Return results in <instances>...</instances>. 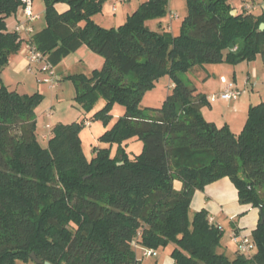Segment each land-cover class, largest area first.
I'll return each instance as SVG.
<instances>
[{"label": "trees", "instance_id": "obj_1", "mask_svg": "<svg viewBox=\"0 0 264 264\" xmlns=\"http://www.w3.org/2000/svg\"><path fill=\"white\" fill-rule=\"evenodd\" d=\"M43 1L46 26L32 42L54 66L84 45L101 55L102 68L68 78L87 106L106 100L96 118L106 123L115 103L126 111L100 137L110 147L92 158L81 143L85 120L52 126L43 146L34 112L42 94L11 89L0 77V264L34 261L33 252L51 264H144L139 248L169 246L175 264H264V223L253 231L252 251L231 257L219 250L223 230L207 211L189 214L195 192L223 177L241 204L264 214V102L250 107L236 134L204 117L207 96L183 78L201 64L258 55L264 62V16L234 15V0H186L175 35L162 24L146 26L167 13L169 0H148L111 28L93 19L104 0ZM23 3L0 0V75L22 46L7 19ZM58 3L69 8L60 13ZM165 75L172 94L159 108H142L145 92ZM132 139L143 143L134 158L125 149Z\"/></svg>", "mask_w": 264, "mask_h": 264}, {"label": "crops", "instance_id": "obj_2", "mask_svg": "<svg viewBox=\"0 0 264 264\" xmlns=\"http://www.w3.org/2000/svg\"><path fill=\"white\" fill-rule=\"evenodd\" d=\"M32 2L33 11L38 15L37 19L30 23L34 28V34L36 31L46 26V21H42L41 17L45 13V2L43 0H32ZM233 4L237 7V11H254L256 16H264V0H234ZM56 8L62 13L65 12L69 6L66 3H58L56 4ZM9 18L12 20L10 23L8 22ZM9 18L7 19V26L10 31H15V26L20 21L25 20L22 9ZM171 19L175 18L171 17ZM166 27L168 30H173L171 23L166 25ZM20 36L22 46L17 53L10 57L11 59L8 64L2 68L0 77L1 82L9 88L16 90L23 89L24 93H28L27 90L29 88L38 87L39 89V85L42 83L37 84L39 82L36 81L40 72L33 73V76L32 72L28 70L29 61L26 58L25 45L29 38V34L24 31ZM258 56L253 61H243L238 64H230L227 62L204 64L205 67H212L211 69L215 77L214 83H212L216 84L213 85L215 91L211 92L210 95L206 94L209 101V109L206 110L202 108V113L208 121L214 122L219 126L218 119L223 117L222 120L223 122L225 121L224 125L227 124L231 131L236 134L243 131V125L246 123L250 107L264 102V62L263 60H260V62ZM72 59L76 60L75 64L84 65L85 74H90L93 69L101 68L105 62L101 55L84 45L77 51L69 54L55 66L57 73L60 74L59 68H62L66 64V61H72ZM63 69L67 71V76L71 75L68 70L69 67ZM210 75L211 74L206 73L202 78H206L207 80ZM222 78H225L229 82H233L235 86L241 88L244 92L246 91V93L242 94L237 100L227 101L218 98L216 101L212 102L210 96L219 93L224 87ZM206 82H208V80ZM233 101H235V103H233ZM227 113L229 115L226 116L225 114ZM233 124H235L237 128L236 131L234 130ZM178 184L180 183H177V185ZM191 208L194 212L206 210L209 214V218H213V223L223 226V233H226L223 235L219 250L231 257L235 255L238 249L236 243L232 240L233 233L252 238L253 231L257 228L261 219L259 208L253 207L250 204L240 203L238 189L229 177H223L206 185L204 189L197 190L193 196ZM143 250V248H139L137 254L138 258L140 260L142 259L144 264H175V260L171 256V246L165 249H159L155 256H143Z\"/></svg>", "mask_w": 264, "mask_h": 264}, {"label": "rangeland", "instance_id": "obj_3", "mask_svg": "<svg viewBox=\"0 0 264 264\" xmlns=\"http://www.w3.org/2000/svg\"><path fill=\"white\" fill-rule=\"evenodd\" d=\"M146 1L148 0H104L102 10L97 14H94L93 19L97 24L105 28L119 27L121 24H124L127 21L129 15H131L136 9L139 8L142 3ZM187 10L188 4L186 0H169L167 3V13L158 18L148 19L146 21V26H149L151 29H159L160 24L166 26L171 23L173 26V30L171 32L175 35H178L181 31L182 21L188 14ZM172 11L178 16V18L171 19L170 15ZM43 16H41L42 21H45V17ZM11 21V18H9L8 22L10 23ZM258 60H262L260 56H258ZM75 61V59H72V61H66V64L62 68H59V76L61 81L58 83V86L56 88L51 89L47 84L43 83L39 85V89L38 87L29 88L27 91L29 94L38 91L43 96L41 97L42 99L37 105L36 110L34 111L36 112L38 120L37 134L39 136L41 144L43 146L48 145V138L50 137V129L47 127L48 125L54 126L58 123L67 124L73 121L85 120L86 124L81 128L80 131L81 143L85 154L89 158H92L95 155L97 148L110 147L109 144L102 142L100 140V137L107 129H110L114 125L119 117L124 115L126 108L120 103H115L111 108L112 110L110 113V117L106 123L103 120L96 118L94 116L95 113H97L105 106L106 100L103 97H100L96 99L91 106H87L77 97L78 86L74 81L68 78L67 71L63 69L65 67H69L68 70L71 74L84 73V65L75 64ZM211 68L212 67H205L204 64L196 65L190 71L183 74V78L190 85L196 87L199 92H203V94L205 95H210L211 92L215 91L213 89V85H216L213 84L215 77ZM205 72L211 74L207 79L208 82H206V78H202L204 74H206ZM36 81L38 82V79H36ZM173 88L174 82L171 77L169 75L162 76L159 80L156 81V85L152 89H149L145 92L141 101V107H161L167 96L172 94ZM18 91L24 93L23 89H19ZM245 93L246 91L243 94ZM233 103H235V101H233ZM208 107L209 105H205L202 108L207 110L209 109ZM225 115L227 116L229 114L227 113ZM222 118L218 119L219 127L223 126L225 123V121L223 122ZM233 127L236 131L237 128L235 127V124H233ZM142 148V141L138 139H132L125 149L129 154V157L134 158L142 151ZM116 150V146L113 145L112 153L115 154ZM177 186L179 187L180 184H178ZM196 212H194L190 207V218H192ZM17 264L37 263H35L34 261L26 263L18 260Z\"/></svg>", "mask_w": 264, "mask_h": 264}, {"label": "built area", "instance_id": "obj_4", "mask_svg": "<svg viewBox=\"0 0 264 264\" xmlns=\"http://www.w3.org/2000/svg\"><path fill=\"white\" fill-rule=\"evenodd\" d=\"M129 1V0H124ZM23 14L25 16V20L20 21L15 26V31L21 34L22 32H27L29 34V38L26 41L25 51H26V58L29 61L28 70L32 73H39L38 82L47 84L50 88H56L58 83L61 81L59 74L57 73L55 66L48 61L47 57L37 48L35 43L32 42V34L34 32L33 26L30 25L31 22L37 19L38 15H36L33 11V2L32 0H23ZM249 8V7H248ZM172 18H177L178 16L171 13ZM42 76V77H41ZM224 83L223 89L219 93L212 94L210 96V100L212 102L216 101L218 98H222L227 101L237 100L239 99L244 90L235 86L233 82H229L225 78H222ZM51 129V125L47 126ZM210 222L213 223V218H209ZM218 228L223 230L221 225H217ZM232 240L236 243L237 248L242 253H249L252 251L253 248V241L251 237L248 236H241L238 233H233ZM157 251L154 249H144L143 256H151L156 255Z\"/></svg>", "mask_w": 264, "mask_h": 264}, {"label": "water", "instance_id": "obj_5", "mask_svg": "<svg viewBox=\"0 0 264 264\" xmlns=\"http://www.w3.org/2000/svg\"><path fill=\"white\" fill-rule=\"evenodd\" d=\"M236 13H237V10H234L233 11V14L236 15ZM260 30L264 31V22L261 23ZM120 164H123V163H120ZM259 209H260V215H261L260 223L263 224L264 223V214L261 211L262 210V207H260ZM31 257L34 260V262L37 263V264H51L49 262L44 263L43 261H41L34 252L31 253Z\"/></svg>", "mask_w": 264, "mask_h": 264}]
</instances>
